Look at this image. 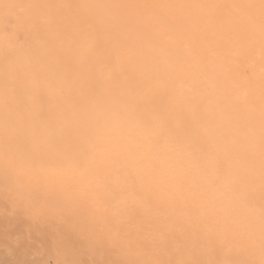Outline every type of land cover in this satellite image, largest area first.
<instances>
[{
	"label": "snow or ice",
	"instance_id": "1",
	"mask_svg": "<svg viewBox=\"0 0 264 264\" xmlns=\"http://www.w3.org/2000/svg\"><path fill=\"white\" fill-rule=\"evenodd\" d=\"M0 8V198L54 264H264V0Z\"/></svg>",
	"mask_w": 264,
	"mask_h": 264
},
{
	"label": "rangeland",
	"instance_id": "2",
	"mask_svg": "<svg viewBox=\"0 0 264 264\" xmlns=\"http://www.w3.org/2000/svg\"><path fill=\"white\" fill-rule=\"evenodd\" d=\"M59 1L64 3L65 0H54L55 3H60ZM130 2H132V0H130ZM0 11L3 13L1 8ZM9 30L11 31V28ZM21 38L22 37H20V41H22ZM30 223L31 222L26 217L21 215L13 207L12 203L6 202L3 198H0V231L4 229L6 224H11L14 230L22 233L25 238L24 244H21L20 246H15L14 243L11 247L0 244V264H44V262L54 264L56 257L51 247L48 244H41L43 237L40 231L32 229V231L29 232ZM178 238L181 239L182 236H179ZM184 238L186 239V237H183V239ZM110 258L116 257L114 254L109 256L106 253L99 252L92 255L85 254L84 256V259L96 260H105ZM216 258L222 259L225 257L217 255Z\"/></svg>",
	"mask_w": 264,
	"mask_h": 264
},
{
	"label": "bare ground",
	"instance_id": "3",
	"mask_svg": "<svg viewBox=\"0 0 264 264\" xmlns=\"http://www.w3.org/2000/svg\"><path fill=\"white\" fill-rule=\"evenodd\" d=\"M63 1V0H62ZM6 2L9 3H20V4H28V3H37V2H48V3H55L54 0H6ZM60 2V1H59ZM74 3V2H89V3H114V2H123V0H65L64 3ZM130 2V0H129ZM132 2H151V0H132ZM58 3V2H56ZM61 3V2H60ZM2 9V8H1ZM3 11V9H2ZM17 22L15 20L12 21V24H16ZM21 34L23 33V25L20 26ZM22 34L21 38V47L18 50V57L19 60L22 64H27L31 58V50L32 49H37L40 47L39 45V40L37 37H26ZM26 41V42H25ZM5 47V41L3 39V13L0 11V75L3 74L4 72V65H5V58H6V53L3 51ZM36 78V75L34 72H29L28 75L26 76V82H31ZM132 126L131 124L125 126V131H131ZM191 178L194 182L198 184H203L204 182L202 181L201 177L199 176L198 173L193 172L191 174ZM205 191H206V197L208 200H216L219 196V194L210 188H207L205 186ZM224 203H223V209L224 211H229L238 214L239 216H244L247 213V209L240 204L238 201H231L229 202L227 200V197L223 198ZM197 227L193 224H187L185 226V232L182 235L183 237H186V239L189 240L191 243H197ZM185 239V238H184ZM213 257L216 258L217 255H220L218 253L213 252L212 253ZM235 255L233 253L230 256H227L225 258H232ZM222 256V255H221ZM221 259V258H220Z\"/></svg>",
	"mask_w": 264,
	"mask_h": 264
}]
</instances>
